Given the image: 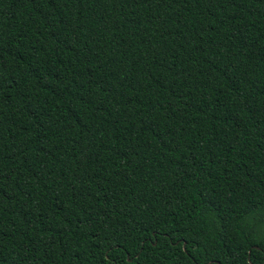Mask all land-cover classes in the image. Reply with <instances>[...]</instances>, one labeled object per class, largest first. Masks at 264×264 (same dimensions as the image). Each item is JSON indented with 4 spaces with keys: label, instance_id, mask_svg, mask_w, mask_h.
I'll list each match as a JSON object with an SVG mask.
<instances>
[{
    "label": "trees",
    "instance_id": "16d2710c",
    "mask_svg": "<svg viewBox=\"0 0 264 264\" xmlns=\"http://www.w3.org/2000/svg\"><path fill=\"white\" fill-rule=\"evenodd\" d=\"M0 264H264V0H0Z\"/></svg>",
    "mask_w": 264,
    "mask_h": 264
}]
</instances>
